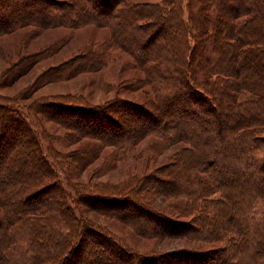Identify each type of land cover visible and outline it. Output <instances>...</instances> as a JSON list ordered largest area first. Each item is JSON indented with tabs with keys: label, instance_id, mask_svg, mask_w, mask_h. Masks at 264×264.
<instances>
[{
	"label": "trees",
	"instance_id": "obj_1",
	"mask_svg": "<svg viewBox=\"0 0 264 264\" xmlns=\"http://www.w3.org/2000/svg\"><path fill=\"white\" fill-rule=\"evenodd\" d=\"M88 25L108 38L43 69L23 97L104 69L114 51L141 74L125 90L149 88L152 96L148 104L120 96L101 105L74 96L34 98L22 108L17 98L0 101V264H264V0H0V30ZM46 50L14 69L27 73L52 54L42 58ZM140 118L149 126L137 127ZM44 121L82 149L59 151ZM147 137L175 147L156 175L126 185L94 180ZM107 147L91 179H78ZM162 200H172L169 210L156 204ZM114 207L137 215L124 218ZM90 212L145 239L196 246L140 252Z\"/></svg>",
	"mask_w": 264,
	"mask_h": 264
},
{
	"label": "rangeland",
	"instance_id": "obj_2",
	"mask_svg": "<svg viewBox=\"0 0 264 264\" xmlns=\"http://www.w3.org/2000/svg\"><path fill=\"white\" fill-rule=\"evenodd\" d=\"M134 1H147L152 3L160 2V0H128V2ZM108 35L109 32L107 29L92 25L74 29L25 26L13 32L1 29L0 101L17 98L19 100V104L16 106L21 108L34 98H49L51 96H54V98L60 96H74L75 99L79 98L78 100H82L83 102L86 101L85 104L90 105H101L106 100L112 99L115 96L132 98V100L141 104L145 102L147 103L150 101V97L152 96L149 88H145L146 92H143L144 90H125L126 87H130V84L136 80L138 76L141 77V74L138 71L130 69V58L125 53L120 51L110 52L107 66L98 72L80 73L66 80L46 84L45 86L39 88L33 95L28 94V91H30L28 90L24 93L26 98H24L21 94L24 89H28V86L31 85L33 80L43 69L63 65V63H66L67 61H70L82 54L83 51L91 49L92 44L97 46L102 43L108 38ZM44 49H48L46 50L48 52L41 55L42 58L45 55L52 54L39 61L27 73L23 75L18 74V71L14 69V66L20 62L21 58H25L28 54H38ZM65 68L66 67L60 68V71ZM55 69L59 68L57 67ZM261 73L264 74L263 66ZM118 89H120L119 92ZM138 121L140 122L137 124V127L149 126V124L144 122L143 119L141 120V118ZM31 124L33 126L36 125L33 120H31ZM42 125L47 133L51 134L56 139L55 146L59 151L66 153L67 151L74 152L82 149L79 146V143L69 146L65 144L63 141L64 133L67 131L65 128H62L54 122L47 121H44ZM131 126L133 129L136 128V124L134 123H132ZM205 126L208 127L210 124H206ZM36 130L38 131V128H36ZM109 134L111 135L112 133ZM160 144L161 143H159V141L154 137L145 138L125 155V159L116 163L113 170L108 172L107 175L93 179L96 182L101 183L108 182L111 184L126 185L127 183H133V181L137 180V178L141 176H147L152 173L156 175L154 172L156 168L162 166L163 164L165 165L168 162L167 160L169 155H171L175 150V147H169L167 149L161 148L162 146ZM180 145L181 144H177L176 147H179ZM84 147L86 148L88 146ZM111 151L112 149L109 147L103 148L100 151L101 157L98 160L93 161V163L89 166L85 167L84 172H78L79 178L78 176L77 178L82 181L91 179L90 177L92 176H90V173L94 171L98 165H103L102 158L105 155L110 154ZM32 152L30 151L28 153L31 157ZM25 167L26 169L23 171L20 170L22 173L29 172L30 167ZM16 176L17 172L14 173V177ZM12 179L14 178H10V181ZM151 199L156 200L157 198ZM171 203L172 200H162L161 203L159 201L156 202V204H160V206H163L167 210L170 209L169 206ZM128 207L130 209L132 206L130 205ZM114 209L117 214H122V217L125 216L124 218L136 217L137 215L136 211L127 212L125 207H114ZM88 215H90V217L97 223L105 226L115 237L121 239L127 246L140 252L172 250L177 245L196 246V243L194 244L188 240L173 237L145 239L137 234L133 228L119 219L97 215L94 212H90ZM154 229L160 230L157 226Z\"/></svg>",
	"mask_w": 264,
	"mask_h": 264
},
{
	"label": "bare ground",
	"instance_id": "obj_3",
	"mask_svg": "<svg viewBox=\"0 0 264 264\" xmlns=\"http://www.w3.org/2000/svg\"><path fill=\"white\" fill-rule=\"evenodd\" d=\"M130 119V118H129Z\"/></svg>",
	"mask_w": 264,
	"mask_h": 264
}]
</instances>
